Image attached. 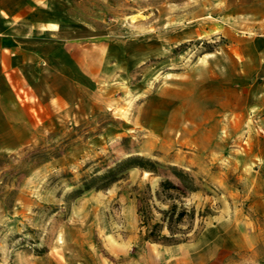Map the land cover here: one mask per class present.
<instances>
[{
  "label": "rangeland",
  "instance_id": "1",
  "mask_svg": "<svg viewBox=\"0 0 264 264\" xmlns=\"http://www.w3.org/2000/svg\"><path fill=\"white\" fill-rule=\"evenodd\" d=\"M226 2H73L87 36L53 65L57 95L41 96L33 116L22 106L33 142L0 153V264L264 259V74L245 75L246 20ZM128 157L194 178L188 241L143 239L136 196L161 175L132 167L106 186L95 179Z\"/></svg>",
  "mask_w": 264,
  "mask_h": 264
},
{
  "label": "crops",
  "instance_id": "2",
  "mask_svg": "<svg viewBox=\"0 0 264 264\" xmlns=\"http://www.w3.org/2000/svg\"><path fill=\"white\" fill-rule=\"evenodd\" d=\"M74 1L0 0V153L33 142L32 131H23L22 106L31 104L33 116L41 96L57 95L61 78L53 65L70 63L72 41L87 36V22L73 13ZM227 1L231 16L246 20L239 30L244 35H237L245 75L264 74V0Z\"/></svg>",
  "mask_w": 264,
  "mask_h": 264
},
{
  "label": "trees",
  "instance_id": "3",
  "mask_svg": "<svg viewBox=\"0 0 264 264\" xmlns=\"http://www.w3.org/2000/svg\"><path fill=\"white\" fill-rule=\"evenodd\" d=\"M136 161L134 157H128L117 161L102 174L95 177L101 182V186H106L117 179V176L132 167H139L146 171L161 175L154 193L148 185L136 196L137 215L139 227L143 232V239L150 242H160L164 244H176L190 239L188 233L193 228L196 210L194 206L187 207L183 198L187 193L196 191L198 188L194 183V178L185 174L182 169L169 167L170 175L175 179L166 177L156 163L148 159ZM89 186V185H88ZM81 191H74L78 195ZM155 201L159 202V205ZM164 205L165 207H161ZM157 214V217L155 215ZM208 206L198 212L200 218L210 215ZM166 231V233H164ZM196 233V231L194 232ZM257 264H264V259Z\"/></svg>",
  "mask_w": 264,
  "mask_h": 264
}]
</instances>
